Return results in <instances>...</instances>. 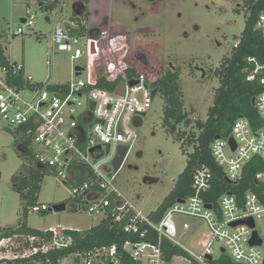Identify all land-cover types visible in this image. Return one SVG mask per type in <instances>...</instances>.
<instances>
[{"label":"built area","instance_id":"2783aa9c","mask_svg":"<svg viewBox=\"0 0 264 264\" xmlns=\"http://www.w3.org/2000/svg\"><path fill=\"white\" fill-rule=\"evenodd\" d=\"M33 18L34 15L29 14L22 23L32 28ZM83 23L89 30H102L101 34L93 37L86 28L85 34L75 35L61 25L53 29L54 45L59 51L70 52L71 59L84 55L80 46L85 49V64L79 66L82 68L79 72L74 66V76L68 83H52L49 74L45 81H34L23 63L5 57L0 44V119L19 129V135L27 139L23 148L38 163L55 171L62 183L69 182L68 190L75 204L84 205L88 215L100 213V221L104 218L122 221L124 232L138 238H128L121 245L111 243L78 249L74 248V237L63 228L49 230L50 235L46 234L48 230L16 231L0 237V264H125V257L136 264H161L163 241L179 245L175 240L176 216L195 217L206 226L208 237L201 243L200 253H190L200 263L208 264L205 255L214 258L212 243L219 241L223 245L220 250L223 248L224 254L230 253L233 264H264V243L260 234V229L264 230V194L247 190L238 199L226 191L216 198V203L207 201L213 190L214 174L205 163L193 169L192 193L173 202L157 220L134 209L123 196L113 182L117 172H113L111 161L119 146L131 148L136 137L132 119L135 114L146 112L152 98V82L158 76L155 73L153 76L152 70L150 74L142 70V61L126 58L128 52L124 54L125 59L123 55L120 58L123 49L115 54L108 51L110 42L105 43V29L96 26L89 14ZM257 26L264 33V12L259 15ZM22 32V27L15 31L16 34ZM114 55L119 58L109 57ZM1 58L6 61L2 63ZM247 61L253 65L246 75L247 80L264 87V64L254 57H248ZM85 69L87 75L83 78L81 72ZM127 69L134 70V77H128ZM100 78L106 82L120 78L121 93L116 92L117 88L97 87ZM130 80L136 83L130 85ZM84 96L88 107L78 113ZM253 98V106L263 125L256 126L248 118L239 116L230 134L214 137L209 146L215 163L224 171L225 180L234 184L242 179L244 167L253 157H260L264 162V89ZM230 137L234 148L229 143ZM77 166L86 171L80 181L72 177ZM254 179L264 185V169L257 171ZM48 209L47 204L38 201L31 206L33 212ZM248 219L253 221V226L245 222L232 225V222ZM182 228L187 230L190 225L183 222ZM254 231L261 239L259 245L249 243Z\"/></svg>","mask_w":264,"mask_h":264},{"label":"rangeland","instance_id":"374dc122","mask_svg":"<svg viewBox=\"0 0 264 264\" xmlns=\"http://www.w3.org/2000/svg\"><path fill=\"white\" fill-rule=\"evenodd\" d=\"M54 1L0 0V44L9 60L23 63L34 81H45L49 74L52 83H68L74 76V66H84L85 49L80 46L84 55L71 59L70 52L57 50L52 41L53 29L61 25L71 33L78 21L85 24L89 14L96 26L105 29V43L110 42L107 49L112 54L123 49L120 58L128 52L126 58L142 61L144 71L150 74L152 70L153 76L159 77L169 68L178 70L184 110L193 121L207 116L218 86V79L210 72L228 55L234 37L244 27L246 14L244 0H56L53 4ZM29 14L34 15L32 28L21 21ZM18 27L23 32L16 34ZM96 30L98 37L102 30ZM109 57L114 59L116 55ZM86 75L87 69L81 72L83 78ZM82 100L78 113L88 107L86 96ZM164 105L163 96L157 92L146 112L134 115L136 137L113 180L134 209L145 216L155 211L173 188L192 151V146L182 144L164 126ZM185 129L187 133H198L192 125ZM19 136L14 126L0 119V229L17 226L22 220L37 230H84L98 223L101 214L88 215L84 205L75 204L69 182L62 183L53 170L43 171L35 199L49 208L64 202L65 209L31 210L32 204L15 190L12 181L23 171L24 164H30L21 152ZM175 221L177 244L190 253H200L201 243L208 237L204 223L190 216H176ZM183 222L190 228L184 230ZM260 230L264 243V230ZM222 246L219 241L212 243L214 258L224 254ZM163 264L188 263L174 258Z\"/></svg>","mask_w":264,"mask_h":264},{"label":"trees","instance_id":"16d2710c","mask_svg":"<svg viewBox=\"0 0 264 264\" xmlns=\"http://www.w3.org/2000/svg\"><path fill=\"white\" fill-rule=\"evenodd\" d=\"M53 4H56V0ZM243 5L246 9L244 27L240 35L234 37L237 43L232 45L228 55L222 58L219 66L210 72L218 79V86L213 91L212 105L208 108L207 116L204 120L196 119L193 121L184 110L183 93L179 85V72L177 69H167L166 72L152 82L153 89H156V93L160 92L165 101L163 110L164 126L172 133H175L182 144L186 143L192 146V151L187 156L186 165L178 175L173 188L158 208L148 214L155 220L177 199L185 198L192 193L193 169L202 163L207 164L214 174L213 190L206 198L207 201L210 200L216 203V198L226 191L232 192L238 199L247 190L254 191L262 196L264 194V185L254 179L255 173L264 169V162L260 157H253L246 164L242 179L237 184H234L225 180L224 171L215 163L209 147L216 135L228 136L230 134L232 124L239 116L248 118L256 126L263 125V121L251 100L264 87L260 86L256 81L247 80L246 75L253 68V65L247 61L248 57H254L259 63L264 64V33L257 26L258 17L264 11V0H244ZM235 11L239 12L238 9ZM77 25L78 27L71 34H85L84 24L78 21ZM88 34L96 37L98 31L91 29ZM4 61H6L5 58H1V62L4 63ZM144 68L141 65V69L144 70ZM126 73L129 78L135 75L132 69H127ZM120 81L119 78L114 82H106L103 78H100L96 86L107 90H115ZM191 125L198 130L197 134L186 132L185 128ZM15 132L19 135V129L16 128ZM19 137L23 143L21 152L27 155V163L30 164H24L23 171L14 175L12 181L14 182L15 190L24 195L30 204H34L37 202L35 197L36 192L39 190L38 182L42 178L43 171H48L49 168L38 163L31 153L23 148L27 145V139L22 135ZM87 171L91 178V172ZM16 231L36 233L39 230L29 228L26 221L22 220L17 226L0 229V237ZM66 231L74 237V248L78 249L111 243L121 245L128 238H138L124 232L122 221L116 222L110 218H104L88 229H66ZM46 234L50 235L51 231H46ZM162 249L163 261H169L173 256H180L186 258L192 264H202L185 248L167 240L163 241ZM124 262L125 264H136L128 257L124 258ZM207 263L233 264L230 257L226 254L207 260Z\"/></svg>","mask_w":264,"mask_h":264},{"label":"water","instance_id":"95a60500","mask_svg":"<svg viewBox=\"0 0 264 264\" xmlns=\"http://www.w3.org/2000/svg\"><path fill=\"white\" fill-rule=\"evenodd\" d=\"M21 21H23V18L21 19ZM81 69L82 68H80L79 66L75 67V70H78V72L81 71ZM134 83H136V80H130V82H129L130 85H132ZM121 91H122V84H119V86L116 89V92L117 93H121ZM155 94H156V89H153L151 96L153 97V96H155ZM251 101H252V104H253L254 98H252ZM89 107H90V109L93 108L92 103L89 104ZM215 137L217 138L218 135H216ZM229 143L232 145V148H234L235 145H234L233 139L231 137L229 138ZM128 149H129L128 146H119L118 147V150H117L114 158L111 161L112 169H113L114 173H116L121 168ZM92 150L93 149H91L90 151H92ZM107 150H108V147L106 148V151ZM179 201H181V199H179ZM65 207H66L65 203L62 202V203L53 205L51 208H49V210L53 209L55 211H61V210H64ZM206 207H211V206L209 204H206ZM242 222H245V223H247L250 226L254 225V223H253V221L251 219H248V220H245V221L239 220V221H236V222H232V225H236V224L242 223ZM60 229L61 228H59V227L55 228V230H60ZM249 243L250 244H257V245H259L261 243V239L258 237V235H257V233L255 231L253 232L252 237L249 240ZM222 251H223V248L221 249V252ZM205 259L206 260H212V256L209 255V254L205 255Z\"/></svg>","mask_w":264,"mask_h":264},{"label":"crops","instance_id":"0c3cea01","mask_svg":"<svg viewBox=\"0 0 264 264\" xmlns=\"http://www.w3.org/2000/svg\"><path fill=\"white\" fill-rule=\"evenodd\" d=\"M71 27H73V26H71ZM3 49V48H2ZM3 54L5 55V53H4V50H3ZM5 57L7 58V56L5 55ZM26 71V70H25ZM85 175H86V171H85V169H84V167H82V166H77V167H75L74 169H73V173H72V177H73V179L75 180V181H80V180H82L84 177H85ZM188 251V250H187ZM177 259V260H183V261H185V262H187L188 264H192L189 260H187V259H185L184 257H180V256H173L170 260H172V259ZM169 260V261H170ZM165 262H167V261H162V263L161 264H163V263H165Z\"/></svg>","mask_w":264,"mask_h":264},{"label":"flooded vegetation","instance_id":"af4514ba","mask_svg":"<svg viewBox=\"0 0 264 264\" xmlns=\"http://www.w3.org/2000/svg\"><path fill=\"white\" fill-rule=\"evenodd\" d=\"M202 77H204V74H203ZM129 150H130V148L128 149V151H127V153H126L125 159L127 158V155H128ZM125 159H124V161H125ZM124 161H123V163H124Z\"/></svg>","mask_w":264,"mask_h":264}]
</instances>
